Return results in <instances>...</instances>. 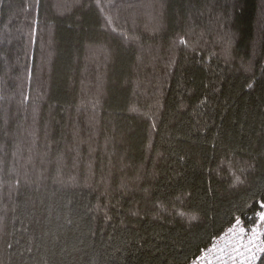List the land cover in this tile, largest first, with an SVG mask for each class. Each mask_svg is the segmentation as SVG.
I'll return each instance as SVG.
<instances>
[{
    "label": "trees",
    "instance_id": "obj_1",
    "mask_svg": "<svg viewBox=\"0 0 264 264\" xmlns=\"http://www.w3.org/2000/svg\"><path fill=\"white\" fill-rule=\"evenodd\" d=\"M101 3L0 2L4 264H189L259 210L264 0Z\"/></svg>",
    "mask_w": 264,
    "mask_h": 264
},
{
    "label": "snow or ice",
    "instance_id": "obj_2",
    "mask_svg": "<svg viewBox=\"0 0 264 264\" xmlns=\"http://www.w3.org/2000/svg\"><path fill=\"white\" fill-rule=\"evenodd\" d=\"M2 2V0H0ZM38 3L36 5L37 13H38ZM97 7L99 10L104 13V25L105 27H111L112 31H116V27L113 25V19L111 15H109L105 11V5L101 3V0H97ZM108 7H112L109 5ZM152 7H156L153 5ZM164 5L160 4L159 8L163 9ZM154 21L158 24L159 17H154ZM38 23V20L36 21ZM123 38L127 39L126 34L121 33ZM30 43H34V39L32 34H29ZM255 81L249 82L247 87L252 89L254 87ZM153 127H155V123H153ZM254 169L255 164L249 163L247 168H241V175H237L235 172L232 173L234 183L240 184L244 181L242 180V176L248 171V169ZM17 183H19L17 181ZM179 200L180 197H177ZM259 210L254 211L253 217H248L251 221L250 225L245 224V220L241 218V215L236 214L234 216V223L232 220L229 221L230 227H228L225 232V237H227V242L223 246H218L216 241V237H213L212 247L211 249H201L202 252L201 257H197L192 261V264H197L198 260L204 259L208 256L209 252H215L217 255H214L213 259L216 264H264V192L261 193V198L258 201ZM99 208V205H97ZM176 215L184 218L190 225L193 221L197 220L198 217L191 213L186 212L182 209H174ZM15 217L12 218L13 229H15ZM257 220L259 223H257ZM25 231V229H21ZM11 235L15 237V230L11 233L8 232V224L7 217L4 214H0V240L4 241L5 247L8 250V254L11 257L15 253H13L14 243L11 240L6 239L7 236ZM34 240L29 237V244L25 247L24 251H19L18 254L23 257L24 252L31 254L33 252ZM15 244H19V240L15 241ZM36 250L39 251V246L36 245ZM0 264H4L3 260H0ZM8 264H13L12 260L9 259ZM20 264H28V261L21 260ZM37 264H48L46 259L37 262Z\"/></svg>",
    "mask_w": 264,
    "mask_h": 264
},
{
    "label": "built area",
    "instance_id": "obj_3",
    "mask_svg": "<svg viewBox=\"0 0 264 264\" xmlns=\"http://www.w3.org/2000/svg\"><path fill=\"white\" fill-rule=\"evenodd\" d=\"M250 223H245V224L250 225ZM257 223H259L258 220H257ZM227 229H225L218 237H216L217 239L215 242L217 243L218 246H223L227 242V237H225V232L227 231ZM211 247H212V243L206 249H211ZM202 255L203 254L201 252L197 257H201ZM214 255H217V254L215 252H209L208 256L205 257L204 259L198 260L197 264H216L215 260L213 259ZM197 257H195L194 259H197ZM192 261L189 264H192Z\"/></svg>",
    "mask_w": 264,
    "mask_h": 264
}]
</instances>
